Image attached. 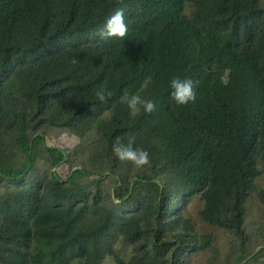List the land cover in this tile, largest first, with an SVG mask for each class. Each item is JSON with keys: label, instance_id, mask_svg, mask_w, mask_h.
<instances>
[{"label": "trees", "instance_id": "16d2710c", "mask_svg": "<svg viewBox=\"0 0 264 264\" xmlns=\"http://www.w3.org/2000/svg\"><path fill=\"white\" fill-rule=\"evenodd\" d=\"M118 8L128 34L102 40ZM176 76L194 81L195 102L170 100ZM125 90L156 110L130 114ZM49 129L79 139L93 170L38 175L39 158L67 162L46 144ZM130 135L150 154L134 179L112 151ZM259 161L264 0H0V264H188L206 248L217 254L212 235L176 207L195 196L201 219L245 251Z\"/></svg>", "mask_w": 264, "mask_h": 264}, {"label": "rangeland", "instance_id": "374dc122", "mask_svg": "<svg viewBox=\"0 0 264 264\" xmlns=\"http://www.w3.org/2000/svg\"><path fill=\"white\" fill-rule=\"evenodd\" d=\"M78 143L79 139L66 130H47L46 144L61 149L66 155L67 162L60 167L53 168L46 159L39 158L36 163L38 175L43 176L44 174L56 172L63 179H66L67 175L75 169L93 170L88 149L84 146V148L76 150ZM258 168L260 175L256 181L257 192L264 190V164L262 161L258 162ZM135 172L136 168L131 167L126 176L134 179L136 178ZM115 182V178L107 174L106 185L113 187ZM257 192L250 196L247 203L245 230L248 235V242L245 251L241 249V241L238 238L226 230L208 225L201 219L199 211L202 209L203 203L199 196H195L187 206H184L181 200L176 203V207H179V209L182 206L184 207V214L193 221L200 234L212 235V246L217 249V254L206 248L202 252L190 255L188 264H239L243 256L246 259L240 262L242 264H264V232L261 228L264 222V203ZM1 193L2 188L0 187ZM116 250L125 260H129L133 255L132 248L124 244L121 239L116 244ZM103 264H112V261L108 259Z\"/></svg>", "mask_w": 264, "mask_h": 264}, {"label": "clouds", "instance_id": "9594fccd", "mask_svg": "<svg viewBox=\"0 0 264 264\" xmlns=\"http://www.w3.org/2000/svg\"><path fill=\"white\" fill-rule=\"evenodd\" d=\"M128 34V27L125 22V11L123 8H118L111 16H109L102 28L98 30V35L102 40L112 38L123 39ZM169 87L170 100L176 105L185 106L189 102H195L196 92L195 84L192 79H182L176 76L171 79ZM96 98L100 102H106L112 93L103 85L95 89ZM120 102L126 104L130 110V114H137L141 108L144 112L151 114L156 110V104L152 100L142 99L138 94L129 95L127 90L124 91L120 98ZM136 138L130 135L127 143L122 142L120 137H117L113 143L112 151L116 158L122 162H129L137 169H143L150 165V154L143 148L135 147Z\"/></svg>", "mask_w": 264, "mask_h": 264}]
</instances>
